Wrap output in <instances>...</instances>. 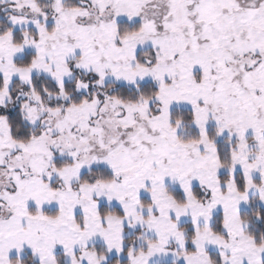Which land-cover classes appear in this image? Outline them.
I'll return each instance as SVG.
<instances>
[{
	"label": "snow or ice",
	"instance_id": "obj_1",
	"mask_svg": "<svg viewBox=\"0 0 264 264\" xmlns=\"http://www.w3.org/2000/svg\"><path fill=\"white\" fill-rule=\"evenodd\" d=\"M0 264H264V0H0Z\"/></svg>",
	"mask_w": 264,
	"mask_h": 264
}]
</instances>
